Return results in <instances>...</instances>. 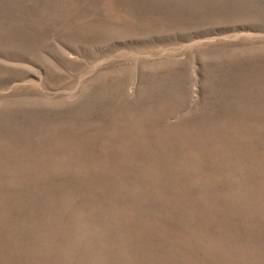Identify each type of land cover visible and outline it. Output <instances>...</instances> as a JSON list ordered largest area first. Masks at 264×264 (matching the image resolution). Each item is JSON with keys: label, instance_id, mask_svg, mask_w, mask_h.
I'll return each mask as SVG.
<instances>
[{"label": "rangeland", "instance_id": "374dc122", "mask_svg": "<svg viewBox=\"0 0 264 264\" xmlns=\"http://www.w3.org/2000/svg\"><path fill=\"white\" fill-rule=\"evenodd\" d=\"M0 264H264V0H0Z\"/></svg>", "mask_w": 264, "mask_h": 264}]
</instances>
